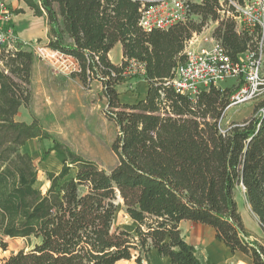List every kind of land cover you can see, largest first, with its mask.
<instances>
[{"label": "trees", "instance_id": "obj_1", "mask_svg": "<svg viewBox=\"0 0 264 264\" xmlns=\"http://www.w3.org/2000/svg\"><path fill=\"white\" fill-rule=\"evenodd\" d=\"M22 1L45 18L46 46L77 62L71 75L82 83L102 82L118 127L111 146L117 164L97 171L95 162L54 140L37 118L18 121L31 99L34 54L1 48L0 237L23 238L29 249L0 264H116L133 256L142 264L150 262L152 250L170 264H217L197 258L181 235V220L210 226L231 252L264 264V246L248 239L235 199L242 186L264 231V112L257 109L254 117L223 129L225 108L240 86H209L193 99L166 83L184 60L185 42L208 21L218 22L213 35L233 61L256 47L259 28L238 31L234 7L219 0L191 1L185 22L149 32L138 25L140 10L160 0ZM117 43L122 60L113 64L108 53ZM127 74L146 82L145 97L132 104L120 102L115 88ZM31 139H52L45 156L53 151L61 164L57 173L46 171L45 192L36 187L32 156L22 150ZM73 168L86 177L85 197L66 179ZM118 195L136 223V237L126 230L111 233ZM32 238L40 241L31 244Z\"/></svg>", "mask_w": 264, "mask_h": 264}, {"label": "rangeland", "instance_id": "obj_2", "mask_svg": "<svg viewBox=\"0 0 264 264\" xmlns=\"http://www.w3.org/2000/svg\"><path fill=\"white\" fill-rule=\"evenodd\" d=\"M242 1L244 2V0ZM224 7L227 9L226 5ZM9 11L11 16L13 10L10 7ZM193 18L198 20V17L194 16ZM217 24L218 22L210 20L202 30L208 33L213 32ZM5 26L16 34L8 22H6ZM237 28L240 29L239 25H237ZM33 40L37 42L38 49L33 50L34 63L30 84L31 99L27 107L19 109L16 119L29 123L33 118H37L54 140L68 147L84 159L95 162L97 171L109 172L117 164V158L111 146L118 135V127L114 120L110 118L111 110L107 104V97L102 82L93 78L88 83H82L77 77L71 76V72L74 71L72 65H68L67 71L65 69L62 70L63 72L55 70L48 58L41 56L47 44L45 45L38 38ZM19 41L21 40H18V44L21 43ZM25 49H30V47ZM118 49L116 47L110 53L114 61L119 59L120 51ZM243 83V77L240 76L225 80L220 83V86L233 89ZM115 88L119 93L120 102L123 103L132 104L145 97V84L140 77L134 74H127L124 77V81L117 84ZM263 106L264 93L248 102L238 104L224 111L220 125L224 129L233 122H241L254 117L257 109ZM52 145V139H33L25 145L24 149L25 152L27 151L32 156L33 162L38 169L36 187L42 192H45L49 186L45 174L46 171L57 173L61 167L53 151L45 156ZM85 178L84 174H81L80 170L76 168H73L66 178L75 183V191L81 197H85L87 193ZM243 191L244 189L241 186L235 192V197L241 203L239 207L241 212H244L243 210L246 208ZM114 202L117 205V210L111 233L116 232L115 234H118L119 231L126 230L136 237V223L133 222L132 225L131 219L125 213L122 201L118 197ZM243 214L245 223L248 226L252 223L257 228L256 222L252 218L250 222L247 215ZM116 226L117 228H115ZM39 241V239L32 238L31 244ZM2 243H5L4 247ZM262 243H264V240H262ZM20 249H29L25 239L0 237V259ZM132 253L136 255L137 250H132Z\"/></svg>", "mask_w": 264, "mask_h": 264}, {"label": "built area", "instance_id": "obj_3", "mask_svg": "<svg viewBox=\"0 0 264 264\" xmlns=\"http://www.w3.org/2000/svg\"><path fill=\"white\" fill-rule=\"evenodd\" d=\"M191 1L194 0H160L152 6L144 7L140 10L138 25L143 31L149 32L153 29H167L177 22H185L189 17L188 3ZM225 1L237 12L235 18L241 31L252 33L256 27L259 28L260 38L256 47L233 61L213 32L202 30L194 33L185 42L184 60L173 69L172 77L166 83L177 93L194 99L201 90L209 86H219L225 80L241 76L244 83L230 97L226 111L264 93V0H244L243 3L238 0H219L221 5ZM9 17L7 2L0 0V49L30 47L27 50H37L38 44L35 40L19 41L21 43L18 44L16 35L5 26ZM44 50L41 56L48 58L55 70H67L68 65L75 67L76 61L70 56L47 47ZM140 68L142 69L141 65ZM133 72L132 69L129 73ZM263 112V108H260L257 114Z\"/></svg>", "mask_w": 264, "mask_h": 264}, {"label": "crops", "instance_id": "obj_4", "mask_svg": "<svg viewBox=\"0 0 264 264\" xmlns=\"http://www.w3.org/2000/svg\"><path fill=\"white\" fill-rule=\"evenodd\" d=\"M6 2L10 7V9L13 10V12L11 11L12 15L8 20V24L16 32L15 35L18 38V40H21V42H23L38 38L41 39V42L46 45L48 41V27L45 18L43 16L41 17L35 16L33 12L25 5V3L22 0H6ZM16 9H23L24 12L16 14L15 12ZM237 30L241 31L238 28ZM116 47L119 48L118 50L120 51V53H119V59L117 61H114L111 58L110 53ZM108 57L113 64H120L122 60V48L120 43L115 44V46L109 51ZM75 67L73 68L74 71L77 70L78 67L77 63L75 64ZM142 81L145 84V93H146V89H147L146 82L143 79ZM25 145L22 147L23 151L25 149ZM239 188H241V186H238L236 189L238 190ZM243 195H244V191H243ZM118 198L122 201L119 195ZM235 199L239 210L241 203L238 201L236 197ZM244 200L246 202V208L245 210H243L244 212L241 211L239 212L241 214L243 225L250 234L248 239L251 241L256 240L257 242H259L264 246V243H262V240H264V231L262 230L257 217L252 213L250 206L246 201L245 195H244ZM243 213L247 215L250 222H251V218L256 222L257 228L254 225H252V223L250 224V226H248L245 223L244 220L245 216ZM131 222L133 225L132 220ZM115 228H117V226ZM179 228L181 230V235L184 238V240L187 243L194 246L196 250V256L202 263H205L207 260H209L217 264H252L250 261L251 259L248 255L240 252L233 253L222 241L217 240L215 237V230L210 226L200 223H195L189 220H181L179 223ZM133 257L129 260H119L116 264H135V260ZM142 264H170V263L167 258H159L156 255V252L152 250L150 262L147 263L145 261Z\"/></svg>", "mask_w": 264, "mask_h": 264}]
</instances>
